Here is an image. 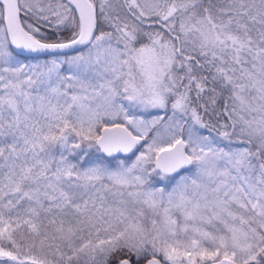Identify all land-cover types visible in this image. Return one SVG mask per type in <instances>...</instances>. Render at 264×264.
<instances>
[{"label":"snow or ice","instance_id":"obj_1","mask_svg":"<svg viewBox=\"0 0 264 264\" xmlns=\"http://www.w3.org/2000/svg\"><path fill=\"white\" fill-rule=\"evenodd\" d=\"M0 264H264V0H0Z\"/></svg>","mask_w":264,"mask_h":264}]
</instances>
